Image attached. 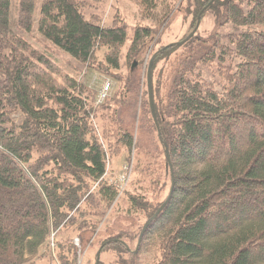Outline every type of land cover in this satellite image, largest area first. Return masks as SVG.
Here are the masks:
<instances>
[{
	"label": "trees",
	"instance_id": "trees-1",
	"mask_svg": "<svg viewBox=\"0 0 264 264\" xmlns=\"http://www.w3.org/2000/svg\"><path fill=\"white\" fill-rule=\"evenodd\" d=\"M127 1L144 19L160 4L169 14L185 4L192 22L179 42L210 2ZM10 2L0 0V264H78L68 235L75 232L84 244L83 235L97 230L120 192L106 176L122 151L128 167L141 153L157 165L162 156L167 192L157 205L129 195L145 218L133 236L136 252L117 236L101 243V254L114 246L133 258L154 253L155 264H264V0H216L201 21L213 13L217 30L160 47L143 78L157 29L136 27L129 40L118 13L105 22L100 0H19L12 25ZM34 28L76 65L62 67L19 33ZM155 53L151 86L159 132L147 90ZM162 62L166 71L158 68ZM79 67L120 82V98L110 105L107 95L105 104H96L95 92L68 72ZM137 111L134 136L125 118ZM103 116L117 132L101 134L97 117ZM155 178L156 187L161 176Z\"/></svg>",
	"mask_w": 264,
	"mask_h": 264
},
{
	"label": "rangeland",
	"instance_id": "rangeland-1",
	"mask_svg": "<svg viewBox=\"0 0 264 264\" xmlns=\"http://www.w3.org/2000/svg\"><path fill=\"white\" fill-rule=\"evenodd\" d=\"M101 10L104 9V20L105 22L111 18L112 14L118 13L123 21L127 24L129 28V40L132 36L133 29L136 27H151L157 29V33L150 40L149 48L145 54L144 60L141 65V77L143 78L146 72V65L150 56L156 52L160 47L169 45L171 43L179 42L184 35H186L190 29L192 22V14L187 11V7L185 4H181L179 7L178 4L175 8H173L172 12H169L164 9L163 5L160 4L155 11L154 15L150 19L141 18L138 15L137 9L134 4L127 0H100ZM18 7L19 0H11L10 2V23L15 25L18 18ZM167 17L166 21L164 18ZM215 23V18L213 13H208L203 20L200 22L199 28L197 32L200 36H206L208 33L217 30ZM20 35L27 40L33 47L36 49L45 52L47 54L54 55L59 64L64 67L65 62H71L73 65H76L73 60L67 55L58 52L53 48L51 44L47 41L43 40L36 29L34 28L31 33H23L19 32ZM130 41H128L125 47L122 50V54L126 53V49ZM105 50H101L98 52L99 59L103 58L105 54ZM173 58V56H172ZM122 69L121 73L125 76L128 72V67L126 66L124 60L121 62ZM165 63L162 62L159 64L158 68L165 69ZM71 75L78 77L77 79L81 81L85 86H87L90 90L95 92L96 98L95 103H97V98L99 92L105 89L108 85V98L107 102L110 105H113L112 101L113 97L117 99L120 98L121 92V83L115 81L110 76H106L96 72L93 69H87L85 67H79L78 73L75 74L73 71H68ZM166 73H164V76ZM105 104L106 100L99 103ZM122 110V109H121ZM139 111H137V115L134 119L130 117L125 118V123L129 124L130 130L134 132V136H136L139 128ZM101 115V113H100ZM123 116V114H121ZM124 116L125 113H124ZM97 123L100 128L101 134L106 130V135L108 136L110 132H117L118 126L117 124H113L111 121L107 120L103 116L98 118ZM96 131H98L97 124H94ZM110 131V132H109ZM99 132V131H98ZM146 136V135H145ZM148 137V136H147ZM153 138V135H152ZM133 154V153H132ZM128 154L126 151H122L119 156H116L111 161V165L108 170V174L106 179L110 182L120 186V192L108 209L106 215L103 219H101V223L98 225L97 230L93 233H86L87 235H83L84 244L79 242V238L75 232H70L68 238L72 240L79 250V262L78 264H95L96 254L99 250L101 243L104 240L111 239L113 237L120 236L123 238V241L128 246L131 252H136V243L137 238L135 234H137L139 226L144 224L145 218L143 215L139 214L134 210L131 206L129 195L135 196H145L150 202L154 205L160 203L167 192L164 189V182L168 179L165 175L163 168V157L158 156V165L154 163L153 160L148 163L144 155L138 154L133 158L131 157L129 164L131 167L127 166L128 163ZM127 166V167H126ZM149 166V170L146 172H141V169ZM156 169V170H155ZM161 176L160 183L158 186H154L153 180H155L156 175ZM134 236V237H133ZM119 250L110 246L108 249L100 254V263L101 264H155L158 257L154 253H138V255L133 258L131 254L118 252ZM56 252L52 256H55ZM54 260L51 262L50 260L41 261L39 264H55Z\"/></svg>",
	"mask_w": 264,
	"mask_h": 264
},
{
	"label": "water",
	"instance_id": "water-1",
	"mask_svg": "<svg viewBox=\"0 0 264 264\" xmlns=\"http://www.w3.org/2000/svg\"><path fill=\"white\" fill-rule=\"evenodd\" d=\"M216 0H210V2L207 4V6H205L201 12L199 13L198 17H197V24L194 28V30L189 34V36L183 41V42H175V43H172V44H169L168 47H171L173 44H177V45H182L185 41L189 40L198 30L199 28V25H200V22H201V16L202 14L204 13V11L206 9H208L209 7H211L213 5V3L215 2ZM156 53L152 56L150 62H149V65H148V68H147V90H148V99H149V105H150V109H151V114H152V117H153V120L155 122V125L157 127V130L159 132V127H158V124H157V120H156V115H155V112H154V105H153V95H152V86H151V69H152V64H153V60L154 58L156 57ZM135 65V64H134ZM166 156H167V161L170 165V157L168 155V152H166ZM171 166V165H170ZM171 194L172 192L169 194V197L168 199L166 200V202L159 208V210L157 211V213L155 214V217L162 211V209L165 207V205L169 202L170 200V197H171ZM151 224V220H149L145 226L143 227L142 229V232L140 234V238H139V242H138V245L140 244L143 236H144V233L146 232L147 228L149 227V225ZM110 242H106V244H109ZM103 247V246H102ZM102 247L99 248L98 252H97V255H96V264H99V261H100V254H101V250H102Z\"/></svg>",
	"mask_w": 264,
	"mask_h": 264
},
{
	"label": "built area",
	"instance_id": "built-area-1",
	"mask_svg": "<svg viewBox=\"0 0 264 264\" xmlns=\"http://www.w3.org/2000/svg\"><path fill=\"white\" fill-rule=\"evenodd\" d=\"M108 87L109 86L107 85L105 89H103V90H101V92H99L98 98H97L98 104L103 102V100H105L106 96L108 95ZM119 188H120V186H119Z\"/></svg>",
	"mask_w": 264,
	"mask_h": 264
}]
</instances>
